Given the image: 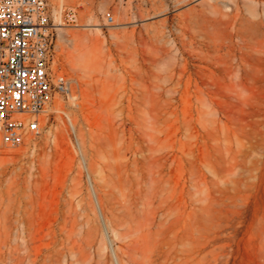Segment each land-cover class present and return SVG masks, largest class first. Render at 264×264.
Returning <instances> with one entry per match:
<instances>
[{
	"label": "rangeland",
	"instance_id": "obj_1",
	"mask_svg": "<svg viewBox=\"0 0 264 264\" xmlns=\"http://www.w3.org/2000/svg\"><path fill=\"white\" fill-rule=\"evenodd\" d=\"M46 2L77 99L0 140V264H264V0Z\"/></svg>",
	"mask_w": 264,
	"mask_h": 264
},
{
	"label": "built area",
	"instance_id": "obj_2",
	"mask_svg": "<svg viewBox=\"0 0 264 264\" xmlns=\"http://www.w3.org/2000/svg\"><path fill=\"white\" fill-rule=\"evenodd\" d=\"M63 25H74L78 8L63 12ZM106 23H113L107 14ZM55 25L46 0H0V140L17 148L40 135L41 115L56 95L75 104L73 78L53 66ZM79 147L76 129L64 111Z\"/></svg>",
	"mask_w": 264,
	"mask_h": 264
},
{
	"label": "bare ground",
	"instance_id": "obj_3",
	"mask_svg": "<svg viewBox=\"0 0 264 264\" xmlns=\"http://www.w3.org/2000/svg\"><path fill=\"white\" fill-rule=\"evenodd\" d=\"M88 18H90V16H88ZM54 19H55V22H56V25L58 26H61L62 25V22H61V19H60V12L59 10L57 9L55 12H54ZM114 23V22H113ZM114 24H117L116 22ZM61 29V28H59ZM69 34L72 36V37H75V35H73V33L69 32ZM187 65V64H186ZM190 70V69H189ZM215 71V70H214ZM72 95H75V93H72ZM77 98V96H76ZM173 98V97H172ZM31 138H28L27 140H30ZM167 152V151H166ZM164 156V155H163ZM199 156V155H197ZM165 157V156H164ZM135 159V158H134ZM136 160V159H135ZM160 162V161H159ZM166 162V161H165ZM164 163V162H163ZM125 164V163H124ZM138 164V163H137ZM166 166V165H165ZM163 167V166H162ZM134 168V167H133ZM137 169V168H136ZM139 170V169H138ZM145 179V178H144ZM152 186V185H151ZM22 211V210H21ZM20 211V212H21ZM27 212V211H26ZM28 219V218H27ZM157 259V258H156ZM156 261V260H155ZM158 261V260H157ZM157 264V263H156Z\"/></svg>",
	"mask_w": 264,
	"mask_h": 264
}]
</instances>
